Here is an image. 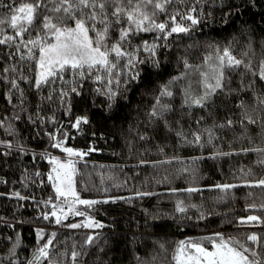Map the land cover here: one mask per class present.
Listing matches in <instances>:
<instances>
[{
	"label": "trees",
	"instance_id": "obj_1",
	"mask_svg": "<svg viewBox=\"0 0 264 264\" xmlns=\"http://www.w3.org/2000/svg\"><path fill=\"white\" fill-rule=\"evenodd\" d=\"M27 2L0 0V18L10 19L7 5ZM41 3L22 37L0 25V39L13 37L0 44V264H179L181 247L211 249L221 240L264 264V0H172L154 17L169 26L165 32H134L121 42L133 66L112 54L111 77L66 70L37 88L40 48L52 38L44 17L75 25L63 8L54 10L59 0ZM115 6L105 10L108 46L127 27L111 16ZM89 12L72 10L96 38L105 25L99 9L96 20ZM189 14L200 22L183 18ZM171 16L188 31L169 35ZM225 50L239 66L221 62ZM221 72L222 87L197 105ZM78 118L87 123L75 126ZM57 142L82 154L75 155V192L97 202L78 204L83 215L60 223L52 216L61 200L50 161L67 152ZM48 241V256L40 257Z\"/></svg>",
	"mask_w": 264,
	"mask_h": 264
},
{
	"label": "snow or ice",
	"instance_id": "obj_2",
	"mask_svg": "<svg viewBox=\"0 0 264 264\" xmlns=\"http://www.w3.org/2000/svg\"><path fill=\"white\" fill-rule=\"evenodd\" d=\"M172 0H59V6L54 10L59 12L61 8L66 15L70 18L75 19V27H65L61 28L55 24H52L47 17H44L43 27L45 29H50L53 31V36L55 43H50L46 47L42 46L40 48V57H39V74L35 81V86L40 88L43 84L50 82V78H59L63 79L62 73L66 70H71L74 74L79 75L83 78L85 75H91L93 70H103L108 74V77L112 76L113 70L116 68L118 60H110L109 57L114 54L116 58H121L128 56V64L126 66H133L135 57L132 54L122 50L123 41L127 40L128 37L134 32L140 31H151L158 30L159 32H165L166 28L169 26L165 23H158L154 19L156 12L166 11L165 5L171 3ZM109 3H114L116 6L111 12V16L115 17L116 23L126 22L127 27L121 28L119 30V40L108 46L104 43L105 38L108 35L109 25L107 23V15L105 13L106 6ZM64 5H67L64 7ZM42 6L41 0H32V2L22 3L19 7L13 8L12 5H7L11 11L10 19L0 18V25L5 23L9 24L10 27L15 31L17 37H22L25 32L28 31V28L31 27L36 18L37 10ZM151 6L154 10L149 11L148 8ZM73 8L78 10L90 9V12L86 14L87 19L96 20L98 13L96 9H99V14L102 16L101 23H104V28L101 31L96 32V39L93 40L89 37V31L94 28H90L87 24L86 19H81L74 17L72 14ZM192 11H196L195 8ZM187 20L191 22L192 25L198 24L200 21L198 18H194L192 15H187ZM172 21V26L168 34L171 33H182L187 32L188 28L182 26L176 21L175 16L170 17ZM13 40L12 36H5L3 39H0V44H5L8 41ZM27 43L35 44L38 41H27ZM147 47V45H145ZM19 49V45L17 46ZM152 51V49H149ZM153 51V55H154ZM227 57L228 64L230 66H239L241 61L233 58L227 50L224 51V56L221 57V62L223 63L224 58ZM23 59V57H21ZM158 63V62H157ZM138 73H132L129 76V79H137ZM223 78V73L221 72L219 76L215 78V85L206 84L205 87L209 90L205 93L204 97H201L194 102L197 105L203 106L202 101L215 92L216 89L221 88ZM260 78L264 80V69L261 71ZM97 81L101 80V76L97 75L95 77ZM109 84L111 79H109ZM119 83V81H117ZM13 87H17L15 81L12 82ZM73 92L76 91L75 88L72 89ZM62 96L67 95V93H61ZM109 100H112L116 93L109 89L108 93ZM161 95L171 96L170 91L165 90ZM157 104H160L159 99H157ZM162 110H167L166 105H160ZM151 115L156 116L157 112L155 109ZM87 123L86 118H78L76 120V125ZM254 122V121H250ZM199 139V137H197ZM54 147L61 148L62 151L67 152L69 156L82 155L81 153L74 152L71 148H64L62 142H57L53 145ZM52 164L56 165L53 168V172L56 173V181L58 183L54 184L57 196H63L67 199L69 196L74 198L75 203L84 204L91 206L92 204L97 203L96 201L81 200L77 193L75 192L72 176L75 172V168L71 161L68 163H61L56 158H52L50 161ZM49 179H53L52 176H49ZM261 185H264V180L259 182ZM224 188L230 187L229 185H224ZM191 191V189L189 190ZM18 195V194H17ZM107 202V201H105ZM55 209V205L53 206ZM183 210V209H181ZM63 213V209L60 210ZM69 211H74V209L69 208ZM78 215H83V213H76ZM66 215V214H65ZM52 216L56 217V222L60 223L61 216H58L56 211L53 210ZM44 219H48L47 214H45ZM249 221H256L258 218L256 216H249L247 218ZM81 225L73 224L71 227L76 228ZM86 227H92V221H89ZM100 227L101 225H96ZM91 237H89V242H91ZM250 240L256 241L257 237L252 235L249 237ZM51 244V241H48L44 247L39 249L40 257H47L48 253L46 251L47 247ZM195 249V254H189L186 257V264H254L249 260V257L244 255V252H247V249H244V252L237 250L234 247H230L223 240L218 244H213L215 251H208L200 245H191ZM183 253V247L178 250V255L176 259L179 261L180 255ZM73 260L76 257V253H73ZM255 255V253H253ZM38 259V258H37ZM29 264H34V262H29Z\"/></svg>",
	"mask_w": 264,
	"mask_h": 264
},
{
	"label": "rangeland",
	"instance_id": "obj_3",
	"mask_svg": "<svg viewBox=\"0 0 264 264\" xmlns=\"http://www.w3.org/2000/svg\"><path fill=\"white\" fill-rule=\"evenodd\" d=\"M75 27V25L73 26V27H70V28H74ZM62 28V27H61ZM50 35H51V42L50 43H55V39H54V36H53V31L51 30V33H50ZM89 37L91 38V39H93V40H95L96 38H94V37H92L91 35H90V33H89ZM50 43H48V44H50ZM48 44H46V45H44V47H46ZM39 57H40V55H39ZM39 61V60H38ZM39 71H40V69H39V64H38V71H37V77H38V74H39ZM53 158H56L57 160H59L61 163H68L69 161H71L72 162V164H73V166H74V168H75V161H76V159H77V156H69L68 155V153L64 156V157H61L60 155H58V156H54ZM56 167V165H53V168H55ZM53 168H52V172H51V174H50V176H52L53 177V179H51V181L53 182V185L54 184H56V183H58V181H56V179H55V177H56V173L55 172H53ZM74 175H75V172H74V174H73V176H72V182H73V186H74V189H75V182H74ZM59 197V199L61 200L59 203H58V205L55 207V211H56V213H57V215L58 216H61V221L60 222H65V221H67V220H69V219H73V218H75V217H78L79 215L78 214H76L78 211H77V207H78V204L79 203H75L74 202V198L73 197H71V196H69L67 199H65V197H63V196H58ZM63 199V200H62ZM69 208H72V209H74V211H69ZM61 209H63V213L60 211ZM79 213V212H78ZM66 214V215H65ZM74 224H78V222L77 223H74ZM79 225V224H78ZM224 242H226V241H224ZM227 243V242H226ZM228 244V243H227ZM230 247H232L230 244H228ZM204 248V247H203ZM206 250H208V251H215V249L214 248H211V249H207V248H205ZM189 254H195V249L193 248V247H186V248H184L183 249V253H182V255H180V258H179V264H186V257L189 255ZM245 255V254H244Z\"/></svg>",
	"mask_w": 264,
	"mask_h": 264
}]
</instances>
